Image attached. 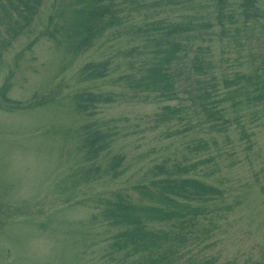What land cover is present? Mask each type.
Wrapping results in <instances>:
<instances>
[{
	"label": "rangeland",
	"instance_id": "374dc122",
	"mask_svg": "<svg viewBox=\"0 0 264 264\" xmlns=\"http://www.w3.org/2000/svg\"><path fill=\"white\" fill-rule=\"evenodd\" d=\"M253 12L0 0V264H264V0ZM170 43L187 49L160 91Z\"/></svg>",
	"mask_w": 264,
	"mask_h": 264
},
{
	"label": "trees",
	"instance_id": "16d2710c",
	"mask_svg": "<svg viewBox=\"0 0 264 264\" xmlns=\"http://www.w3.org/2000/svg\"><path fill=\"white\" fill-rule=\"evenodd\" d=\"M34 1L36 4V2L38 0H34ZM256 2H257V0H243L245 17H250V16H253L255 14V12H253V9H254V5ZM189 29H190L189 27L180 26V25H173L168 29L167 32L165 31V33L173 34L175 32H183V31H186ZM186 49H187V47H185V45L182 46L181 44L177 45L175 43L169 44L167 51H166V54H165V57H164L165 63H166L165 68H163V69L159 68V69L155 70V73L157 74V80L159 82H161L159 87H156L158 90L166 91V90L171 89V82H172L173 77H172V73L170 72V69H169L170 64H171V62L176 63V60H178L180 58V56L178 55V52H180V51L186 52ZM189 67L192 71H195L197 73L204 72V69H203V66L201 65V62L195 57H193L190 60ZM206 87H212V85L211 84H205L203 86L202 92L198 95L199 99L210 98V93L206 90ZM92 136H93V134H92ZM92 140H96V139L93 138ZM100 146H103V145H100ZM155 183H153V185ZM156 184L157 185H155V186L158 187V192L165 191V192L172 193V194H178V196H181L182 198L187 199V200H192V199L201 200L200 198L203 197L204 195L217 194V191H215L213 188L205 186L203 184H200L196 181L187 180V179H183L180 181H177V180L170 181L168 179H162V180H159ZM186 187H191L194 190L198 191L199 193L194 194L191 192H187ZM163 198H164L165 202H167V203L172 202L171 199L168 197H163ZM122 202H118L115 205V207L118 210H120V212H122L123 220L127 221L128 217H129L128 210L130 209V206L127 204H124V202L123 203ZM151 212H156L158 214L164 215L166 219H168L172 216H176L175 212L171 211V214H169L168 211L162 210L160 208H153L151 210ZM131 234L132 233H126V236L128 237ZM139 237H142V236L138 235V238Z\"/></svg>",
	"mask_w": 264,
	"mask_h": 264
}]
</instances>
